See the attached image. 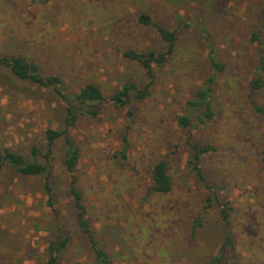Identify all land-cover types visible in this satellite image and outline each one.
Returning <instances> with one entry per match:
<instances>
[{
	"label": "rangeland",
	"instance_id": "374dc122",
	"mask_svg": "<svg viewBox=\"0 0 264 264\" xmlns=\"http://www.w3.org/2000/svg\"><path fill=\"white\" fill-rule=\"evenodd\" d=\"M146 11L177 31L169 62L154 66L153 76L121 57L125 49L164 50L153 27L138 23ZM262 0H0V53L26 55L44 74H61L69 93L94 82L106 96L96 118L80 116L69 134L81 153L75 170L91 230L112 264H231L218 256L224 238L218 203L225 201L241 253L240 264H264V86L249 88L264 59ZM258 40H253V34ZM226 69L217 78L216 118L203 125L192 116L189 130L176 119L206 77L207 41ZM264 81V69L260 71ZM133 82L144 99L131 98L130 122L112 94ZM62 103L50 89L18 81L0 69V150L30 158L44 149L48 128L64 130ZM128 132L127 161L117 154ZM189 136L210 143L203 156V179L189 165ZM64 139L53 147L54 207L46 205L39 178L6 168L0 173V264H46L47 244L63 229L70 242L60 264H95L88 239L77 224L63 164ZM165 159L173 191H149L153 165ZM202 226L192 235L195 220Z\"/></svg>",
	"mask_w": 264,
	"mask_h": 264
},
{
	"label": "trees",
	"instance_id": "16d2710c",
	"mask_svg": "<svg viewBox=\"0 0 264 264\" xmlns=\"http://www.w3.org/2000/svg\"><path fill=\"white\" fill-rule=\"evenodd\" d=\"M54 1L56 0H36V3L48 4ZM170 1L178 4L186 0ZM261 18L264 23V0H262ZM137 19L141 26L153 27L156 30L164 44V50L125 49L119 53L125 60L139 64L146 71L147 75L152 77L154 66H165L175 54L177 49V31L162 26L146 11H142ZM253 40H258V36L255 33L253 34ZM207 47L208 61L203 85L197 89L186 102L184 115L178 116L176 119L179 127L184 131L191 128L192 116H195L197 121L203 125L214 121L216 118V106L218 104L216 95L217 78L225 71L226 65L218 59L215 47L209 40L207 41ZM0 69L8 71L18 81L50 89L62 103L65 113L63 120L65 126L64 130L48 128L44 134V149L37 145H32L29 149L30 158L11 149L0 150V173L6 168H9L21 177L39 178L42 182V192L47 196L46 205L53 209L55 188L53 186L49 163L51 161L54 145L59 139H64L65 153L63 156V164L69 178V192L77 212L78 227L91 245L95 264H112L110 254L101 246L100 241L91 230L88 211L84 202V194L80 189L78 178L75 174V170L81 159V153L69 134V129L77 125L80 116L96 118L101 114L103 104L106 101L105 94L99 85L94 82L86 83L77 93L71 94L69 93L66 79L61 74H44L41 67L26 55L0 53ZM262 69H264V59L260 55L258 69L253 80L249 84L251 95L264 86L263 77L260 73ZM148 96L149 91L147 89L141 91L133 82L128 81L123 83L120 89L112 94L111 100L116 107L126 109V115L130 122H132L134 115L133 111L129 108L131 98L144 99ZM252 106L264 120V108L255 102H252ZM127 134L128 132L125 131L121 140L122 148L117 154L124 162L128 159L127 152L130 147ZM187 143L191 149L189 165L192 167V170L203 179V170L200 167L203 156L216 152L217 147L210 143L198 144L193 140L192 136L188 137ZM259 155L264 171V146ZM150 174V192L164 196L173 191V181L169 174L167 160L162 159L156 162ZM213 200H215L219 206L220 219L224 225V238L219 248L218 256L212 261L217 262L219 259L224 258L231 264H240L241 253L238 249V244L230 222L231 212L235 209L229 206L227 202L221 201L218 198L212 199L211 197L206 200V209H209ZM202 220V218L195 220L192 235H195L197 230L202 226ZM54 233L56 238L47 244L46 264H60V259L64 250L68 247L70 242V238L63 229H54Z\"/></svg>",
	"mask_w": 264,
	"mask_h": 264
}]
</instances>
